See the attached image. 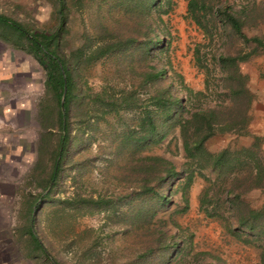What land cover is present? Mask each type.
Wrapping results in <instances>:
<instances>
[{
  "label": "rangeland",
  "instance_id": "obj_1",
  "mask_svg": "<svg viewBox=\"0 0 264 264\" xmlns=\"http://www.w3.org/2000/svg\"><path fill=\"white\" fill-rule=\"evenodd\" d=\"M83 1L77 6L75 0H67L68 31L63 37L66 51L83 44L92 49L119 36H131L136 42L144 40L142 30H138L140 26L121 13L122 7L115 6L114 0ZM186 1L170 0L165 12H161L164 6L159 10L152 8L146 16L145 21L168 43L166 48H156L143 62L132 45L107 54L79 71L78 86L90 98L81 104H70L72 143L52 193L56 199L73 192L115 196L114 206L102 211L89 208L79 212L56 200H48L31 211L29 217L23 210V193L40 191L33 188L32 181L34 167L44 157L43 152L40 155V147L52 145L58 131L52 127L54 137L50 134L47 138L45 132L49 129L42 126L40 107L50 99L44 87L43 67L25 49L0 38V264H48L54 259L60 264H136L137 253L155 243L154 229L178 235L179 255L164 264H201L214 257L220 261L217 264H264V238L244 244L226 229L227 221L229 226L234 223L227 210L220 213L223 218H211L199 208L201 194L216 190V173L208 167L195 169L185 188L187 204L183 210L181 189L176 187L177 180H182L179 176L170 188L169 202L157 209L147 223L129 226L128 218L137 202L132 189L140 177L133 169L135 158L160 156L176 170L187 161L177 127L157 144L142 147L134 155L130 154L129 142L125 145L123 141L125 146L121 147L124 135L131 131L133 138L141 135L135 124L142 110L149 106L147 94L169 83L172 91L181 97L185 112L228 105L221 84L222 73L213 57L220 52H232L241 44L224 35L220 37L218 27L212 38L203 33L188 18ZM217 1L233 8L246 3L260 7L264 2ZM0 13L34 29L51 30L56 24L50 0H0ZM246 32L264 39V22ZM240 48L248 50L244 44ZM144 64L165 69L164 78L146 89L140 86L137 75L145 70ZM239 70L247 76V87L254 97L247 130L263 136L264 154V51L239 64ZM131 88L138 99L137 105L118 112L109 110L106 102ZM83 111L91 116L86 124L78 125L73 117ZM249 142V136L226 133L210 137L205 147L216 152L224 146L239 148ZM228 186L229 183L224 188ZM218 194L224 201V192ZM244 197L256 205L264 202V192L260 189L251 190ZM27 225L47 257L28 253L27 235L21 233Z\"/></svg>",
  "mask_w": 264,
  "mask_h": 264
},
{
  "label": "trees",
  "instance_id": "obj_2",
  "mask_svg": "<svg viewBox=\"0 0 264 264\" xmlns=\"http://www.w3.org/2000/svg\"><path fill=\"white\" fill-rule=\"evenodd\" d=\"M50 1L56 14V24L51 30L34 29L29 24H23L0 13V38L10 41L17 48L25 49L44 69L43 82L50 99L42 104V108L40 107L42 126L49 129L45 132L47 138L50 134L53 136L52 127L55 126L58 131L52 145L49 144L47 148L40 147V155L43 152L44 157L36 163L32 173L33 188H40V191L23 193V210L27 212L28 217L31 211L40 208L48 200H56L59 204L71 206L79 212L89 208L102 211L114 206L115 196L99 193L93 196L73 192L63 198L53 197L52 192L63 170L67 148L72 143L70 104L73 102L81 104L82 100L90 98V95L78 86L79 71L107 54L126 50L132 45L136 46L143 62L145 57L156 48L164 49L168 45L160 34L153 30L150 22L145 20L152 8L159 10L164 6L161 12H165V6L170 0L162 2L161 0H114L115 6L122 7L121 13L128 16L129 20H134L133 24L140 26L138 30H142L144 40L136 42L131 36H119L114 40L101 42L92 49L83 44L68 51L65 50L66 41L65 38L63 39L68 31L66 19L70 10L67 0ZM83 2V0H75L77 6ZM186 14L210 38L217 33L218 27L220 37L224 35L228 40L239 41L241 46L244 44L248 50H243L240 46L232 52H220L213 57L222 73L221 84L228 98L226 106L218 105L209 109L185 112L181 97L172 91L169 83L147 94L146 104L149 106L146 105L142 110L135 124L137 132L141 133L140 137L133 138L131 131L122 137V143L124 141L127 145L129 142L130 154L134 155L136 150L142 147L157 144L170 130L177 127L187 161L176 170L170 162L160 156L143 155L135 158L133 169L140 177L138 183L134 185L136 187L132 189L137 202L134 203L133 214L128 218L129 226L147 223L157 209L165 206L169 202L170 188L179 176L182 180H177L176 187L181 189V199L184 202L181 210H183L187 204L185 188L191 181L195 169L208 167L216 173L214 178L216 190L210 194L207 191L201 194L199 208L211 218H223L220 213L227 210L234 220L233 226H229L228 221L226 222L228 232L240 242L250 244L254 240L264 238V202L256 205L244 197L247 192L254 189L264 192V154L261 150L263 136L247 130L252 119L250 107L254 97L247 87V76L239 70V64L264 51V39L258 35H248L246 32L247 29L264 22V2L260 7L246 3L233 8L232 5L220 4L217 0H187ZM133 42L135 44H132ZM143 66L145 70L137 74L142 88L146 89L148 85L151 86L155 81L160 82L164 78L163 67L149 64ZM63 86L65 91L63 110H61ZM137 100L131 88L123 90L106 103L110 107L109 110L118 112L119 109L137 105ZM183 112L186 113V117ZM90 116L83 111L73 118L79 125L86 124ZM226 133L249 136L250 142L239 148L224 146L216 152L206 149L207 139ZM124 143L121 147L125 146ZM50 181L52 183L45 191ZM227 183L229 186L225 189ZM221 191L225 194L224 201L218 194ZM119 197L121 195L117 196ZM153 232H155V243L145 246L143 251L137 253L136 264H154V262L164 264L179 255L178 235L166 234L164 230L158 229H154ZM21 233L27 235L28 253L47 257L29 225L25 230H21ZM218 261L219 259L214 257L209 261L204 260L201 264H217ZM48 264L60 263L54 259Z\"/></svg>",
  "mask_w": 264,
  "mask_h": 264
},
{
  "label": "water",
  "instance_id": "obj_3",
  "mask_svg": "<svg viewBox=\"0 0 264 264\" xmlns=\"http://www.w3.org/2000/svg\"><path fill=\"white\" fill-rule=\"evenodd\" d=\"M64 91H65V87L63 86L62 95H61V99H60V108H61V110H63L62 103H63V95H64ZM51 183H52V181L49 182V185H48L46 191H47L48 188L50 187Z\"/></svg>",
  "mask_w": 264,
  "mask_h": 264
}]
</instances>
